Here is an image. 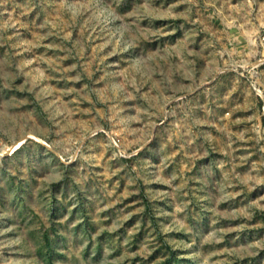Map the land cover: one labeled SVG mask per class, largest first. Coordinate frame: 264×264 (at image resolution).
Segmentation results:
<instances>
[{
  "label": "rangeland",
  "instance_id": "rangeland-1",
  "mask_svg": "<svg viewBox=\"0 0 264 264\" xmlns=\"http://www.w3.org/2000/svg\"><path fill=\"white\" fill-rule=\"evenodd\" d=\"M0 264H264V0H0Z\"/></svg>",
  "mask_w": 264,
  "mask_h": 264
}]
</instances>
